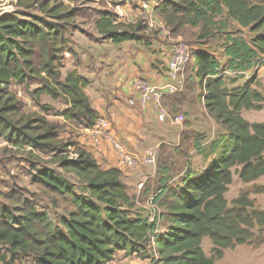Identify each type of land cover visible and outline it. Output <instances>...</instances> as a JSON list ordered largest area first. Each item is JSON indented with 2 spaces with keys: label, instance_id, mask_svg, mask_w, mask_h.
I'll list each match as a JSON object with an SVG mask.
<instances>
[{
  "label": "trees",
  "instance_id": "trees-1",
  "mask_svg": "<svg viewBox=\"0 0 264 264\" xmlns=\"http://www.w3.org/2000/svg\"><path fill=\"white\" fill-rule=\"evenodd\" d=\"M50 2L17 1V6L26 9L36 6L41 15L19 10L0 14V137L21 150L28 148L25 151L32 165L44 155L52 156L50 161L62 172L36 166L30 172L31 183L65 201L68 209L57 224L28 200L13 209L0 207V262L109 264L117 251H124L151 264H214L224 249L250 242V229L254 223L264 224V213L249 214L244 196L229 207L224 193L234 167H239L243 182L264 175V123L250 124L240 113L261 101L260 94L249 82L227 88L210 51L190 52L189 79L200 91L191 88L192 94H187V87L184 92L172 93V107L188 95L199 102L204 95V107L226 131L213 139L194 135V149L206 146L213 159L203 172L185 170L175 187L170 184L171 166L166 160L158 165L156 161L151 203L159 211L150 220L148 210L127 193L120 169L102 168L89 152L78 147L73 136L60 138L59 124L46 116L25 114L21 102L9 91L11 84L25 85L32 78L38 85L30 92L36 104L46 95L65 105L62 110L42 105L46 113L62 116L76 128H90L98 118L84 92L87 79L75 69L61 72L62 55L75 56L63 23L74 19L79 10ZM97 13L94 26L104 39L115 44L142 42L146 25L120 24L112 12ZM154 13L173 34L185 26L200 25V37L204 38L219 27L226 28L228 21L247 29L252 34L249 42L237 31L225 34L221 54L231 72L250 71L264 56V0H161ZM166 147L161 143L159 150ZM68 174L74 182L67 179ZM203 237L212 243L210 256L201 248Z\"/></svg>",
  "mask_w": 264,
  "mask_h": 264
},
{
  "label": "rangeland",
  "instance_id": "rangeland-1",
  "mask_svg": "<svg viewBox=\"0 0 264 264\" xmlns=\"http://www.w3.org/2000/svg\"><path fill=\"white\" fill-rule=\"evenodd\" d=\"M17 1L18 0L12 2L13 9L9 12L19 10L37 15L42 14L36 6L29 9L17 6ZM54 2H62L69 9L78 8L79 10L74 19L63 23H66V35L70 45L72 41L81 43L83 38L95 40V42H102L105 40L94 26V19L97 18L96 12L98 10L112 12L114 16H116L117 22L120 24L141 22L143 25H146V31H143L141 34L142 42L149 41L156 36L158 30L160 31V29L165 27V25L161 24L159 21V16L151 11V4L153 1L131 2L127 0L128 4L125 5V8L119 5L120 2L118 0H111V6L107 5L103 0H51L50 5ZM5 12L6 11L0 9V14ZM149 22L152 23V27L149 26ZM165 28L167 29V27ZM236 31L239 32L246 41L249 42L251 40L252 34L247 29L240 28L236 23L230 21H228L226 28L219 27L213 30L210 36L204 38L200 37V25L197 27L185 26L176 33L173 34L168 32L167 35L170 38V43L173 45L180 42L184 43L189 47L190 52L195 49L210 51L219 63V76L224 80L227 88L230 89L249 82L250 88L260 94L261 101L254 102V107L251 109H242L240 112L241 116L250 124L264 123V56L259 57L255 66L250 71L235 73L227 68V59L221 54L222 47L225 43V34L227 32L235 33ZM75 58L72 60V57L68 53L62 55L61 72L63 74L72 68L71 66H73ZM191 68L192 64L191 61H189L179 74L180 90L184 92L187 87H190V90H187L189 92L187 94H192V90H196L197 92L200 91V89H194L195 81L189 79ZM37 86L36 81L31 78L25 85L16 83L11 84L9 86V91L21 102L25 114L44 115L49 121L59 124L58 132L60 138L67 139L72 137V135H70L72 133L75 135V129L78 130L79 128L69 124L62 116L55 115L53 112L46 113L41 107L42 105H47L56 110H62L65 108V105L61 99L53 100L46 95H41L39 98L40 103L36 104L33 98H31L30 92L37 88ZM188 96L187 100L191 101V103L187 104L185 108H181L180 106L182 103H186V98H183L185 102L183 100L181 102L179 98L181 103L178 102L176 108L174 107L169 110L167 108L165 109L168 112V122L171 123L168 124V129L175 128L180 132V128L184 130L188 127L190 130L181 131L180 137L174 142L175 144H165L167 147L164 151L159 150V147L154 150L157 165L161 160H166L165 162L171 166L172 181L170 184L174 187L179 184L184 176L185 170L189 169L193 173L203 172L213 159L206 146L201 147L199 150L194 149V135L201 133L205 135L203 139H213L218 133L226 131L222 124L214 120L212 114L204 105L198 101L190 100V95ZM179 104L181 105L179 106ZM163 107L165 106L163 105ZM175 116H181L180 122L176 123L174 121ZM72 129L74 131H72ZM202 143H204V140ZM173 148H176V151H172ZM27 149L28 148L25 150ZM25 150L12 146L0 137V207L13 209V206L17 204L21 205L22 200H28L38 211L47 213L55 223L59 224L60 218L66 216L68 209L67 203L58 197L55 199L53 195L43 191L39 185L31 183L30 172L36 166H47L54 169L57 173H61L62 171L50 161L51 155L42 156L41 161L32 165V161L29 159ZM161 153L162 157L160 155L159 158V154ZM149 170L152 172L155 168L149 167L147 171L149 172ZM238 171L239 167H234L232 169V181L224 193L228 206H232L233 200L244 196L247 200L246 210L249 214L264 213V175L250 182H243L239 178ZM66 177L70 182H74L75 180L72 175L68 174ZM142 186L139 187L143 189L144 187ZM150 195L142 196L140 194L138 198L139 202L136 199L137 205L141 207L145 206L148 213L152 212V200ZM160 228L165 230L163 223H161ZM250 230L253 235L250 242L247 241L242 244H236L231 248L224 249L222 257L215 260L214 264H264V224L254 223V226L251 227ZM201 248L207 256L212 255V243L208 237L202 238ZM0 264L2 263L0 262ZM16 264H30V262L23 260Z\"/></svg>",
  "mask_w": 264,
  "mask_h": 264
},
{
  "label": "crops",
  "instance_id": "crops-1",
  "mask_svg": "<svg viewBox=\"0 0 264 264\" xmlns=\"http://www.w3.org/2000/svg\"><path fill=\"white\" fill-rule=\"evenodd\" d=\"M103 1L111 6V0ZM118 1L119 5L124 8L128 4L127 0ZM160 1H153L152 12ZM96 16L98 18L99 13L96 12ZM159 19L161 24H164L160 17ZM168 32V29L166 34L163 30H158L156 36L147 42L125 41L115 44L110 39L95 42V40L83 38L81 43L72 41V46L70 45L76 57L69 54L72 60L75 58L70 70L76 69L87 79L88 84L84 92L98 118L109 123L113 139H105L93 133L90 128H79L78 130L74 128L76 134L70 135L73 136L78 147L89 152L102 168L120 169L127 193L135 197L137 201L140 194L142 196L151 194L152 200L155 170L148 172L149 167L142 164L134 168L121 166L115 143L129 153L145 156L149 151L156 150L161 143L175 144L181 131L190 130L187 126L184 130L180 128V132L175 128L168 129V124L171 123L168 120L165 121L167 123L159 122L151 104L142 109L136 104L128 103L129 98L137 97L134 90V83L137 79L143 78L157 86L170 81L166 71V62L173 44L170 43ZM171 94L166 93L162 96L164 106L168 110L174 108ZM170 97L172 100H168ZM199 103L203 105L202 97ZM186 106L187 103H183L180 107L185 108ZM141 183L143 189L139 187ZM109 264L151 263L135 255H126L124 251H117L113 261Z\"/></svg>",
  "mask_w": 264,
  "mask_h": 264
},
{
  "label": "built area",
  "instance_id": "built-area-1",
  "mask_svg": "<svg viewBox=\"0 0 264 264\" xmlns=\"http://www.w3.org/2000/svg\"><path fill=\"white\" fill-rule=\"evenodd\" d=\"M12 2H15V0H0V9L9 12L11 9H13ZM149 26H153L151 22H149ZM162 30L166 34L167 29L164 27L160 29V31ZM189 58L190 50L186 44L181 42L174 44L171 48L170 56L166 62V71L170 78V81L162 86H157L150 84L143 78L137 79L134 83V90L137 94V97L129 98L128 103L131 105L136 104L142 109L151 104L155 116L159 121L165 122L166 120H168V112L161 104V98L163 94L174 93L181 89V86L179 84V74L189 61ZM204 97L205 96L203 95L202 99H204ZM180 120L181 116H175L174 121L176 123L180 122ZM90 130L93 133L101 135L105 139H113L110 125L104 119L97 118L93 125L90 127ZM115 146L118 152L119 163L121 166L134 168L137 165L142 164L153 169L156 167V157L154 151H149L145 156H137L125 151L116 143ZM71 157H76V155L72 154ZM139 186L141 187L142 183L139 184ZM151 207L152 212L149 213V219L153 220L156 217L159 209L152 203Z\"/></svg>",
  "mask_w": 264,
  "mask_h": 264
}]
</instances>
